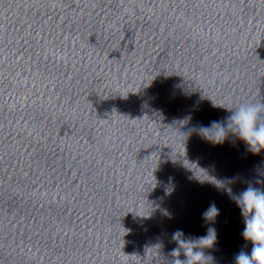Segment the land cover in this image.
Here are the masks:
<instances>
[{
  "label": "clouds",
  "instance_id": "obj_1",
  "mask_svg": "<svg viewBox=\"0 0 264 264\" xmlns=\"http://www.w3.org/2000/svg\"><path fill=\"white\" fill-rule=\"evenodd\" d=\"M227 110L231 114L224 122L213 121L210 126H200V135L212 144H222L232 136L244 142L252 155H259L264 151V122H261L264 102ZM256 183L264 184V181L258 180ZM227 191L241 211L245 224L242 236L252 245L250 254L245 250L238 253L235 264H264V190L249 183L239 194L232 193L231 188ZM219 214V209L213 203L203 217L206 221H214ZM172 238L179 247L171 252V264H209L212 261L213 258L206 256L203 250L216 243L214 228H209L206 236L188 239L184 238L181 230H177ZM181 250L186 260L179 259Z\"/></svg>",
  "mask_w": 264,
  "mask_h": 264
}]
</instances>
